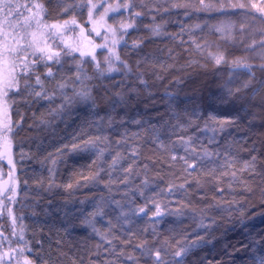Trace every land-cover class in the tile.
Masks as SVG:
<instances>
[{"label": "trees", "instance_id": "obj_1", "mask_svg": "<svg viewBox=\"0 0 264 264\" xmlns=\"http://www.w3.org/2000/svg\"><path fill=\"white\" fill-rule=\"evenodd\" d=\"M38 2L45 6L48 24H63L74 16L80 25L91 28L87 0ZM143 2L149 7L116 46L120 60L131 71L114 61L118 70L107 72L106 49L96 50L103 75L91 57H80L78 52L64 55L62 51L60 64H51L53 77L45 75L42 64L37 65L46 92L52 94L59 83L67 82L64 91L71 95L74 88L81 87L76 70L83 60V71L91 77L84 86L91 90L94 103H78L70 111L53 115L51 111L62 103L58 92L53 100L39 99L24 92L22 84L21 93H10L15 97L11 118L19 122L12 134L14 174L19 184L15 203L7 202V206L16 217L17 235H12L13 221L8 222V211L2 205L0 233L9 237L12 247H25L24 255L32 264H104L116 259L109 253L113 247L135 256L138 264H154V257L141 256L135 247L145 242L172 262L176 249L196 241L178 258L181 264H254L264 255V89L253 98L252 87L242 88L246 74L238 72L229 79L230 63L217 67L208 55L223 52L229 62L239 58L258 66L262 62L259 55L247 45L261 38L264 19H252L242 9L198 11L199 0H181L188 3L187 8L171 7L172 0ZM165 5L168 11H164ZM157 6L160 10L154 11ZM136 8L141 10L140 0ZM117 15L111 14L109 22L115 23L112 17ZM221 23L234 25L231 36L221 38L214 31ZM155 26L161 27V35L152 34ZM76 33L79 28L75 33L65 32L63 39L73 43ZM92 37L102 42L94 33ZM192 40L203 46L202 52ZM49 43L56 50L63 49L61 39ZM134 43L139 46L133 47ZM256 77L264 80V72L257 70ZM29 83L40 90L34 77ZM237 87L242 90L230 96L228 89ZM253 87L259 85L253 82ZM209 116L234 119L235 123L222 133L204 130ZM90 135L109 138L102 160L97 159V150L72 148ZM189 136L202 157L195 171L188 170L190 176L179 159L194 158L179 141V137ZM134 149L136 156L132 155ZM205 149L210 156H204ZM117 152L122 159L110 168ZM172 155L177 156L175 161ZM253 156L255 171L244 170ZM130 164L133 171L127 173L124 169ZM7 170L0 164L2 174ZM222 172L229 175L222 176ZM232 172H236L235 178ZM125 178L127 183H122ZM170 184L176 187L168 192ZM149 198L162 208L167 206L170 214L153 217ZM115 201L120 202L119 207ZM139 207H146V213L134 211ZM99 209L102 215H91ZM93 225L112 244L101 239ZM21 226L24 240L19 243ZM7 247L0 238V251ZM117 264L134 262L121 257Z\"/></svg>", "mask_w": 264, "mask_h": 264}, {"label": "snow or ice", "instance_id": "obj_2", "mask_svg": "<svg viewBox=\"0 0 264 264\" xmlns=\"http://www.w3.org/2000/svg\"><path fill=\"white\" fill-rule=\"evenodd\" d=\"M137 0H87V16L88 23L91 28L88 29L85 26L80 25L75 17L71 20H65L63 24L53 23L48 24L45 22V6L43 3L38 2V0H32V2L21 3L20 0H0V160L6 162L7 173L0 174V205L4 206L8 211L9 215L13 221L12 235L16 236L15 221L16 217L12 216V209L7 206V202L15 203V197L17 195V186L19 184L18 178L15 176L16 161L13 157V130L19 127V122H13L11 118V104L14 102L15 97L10 96V93H21V85L23 84V91L28 92L29 95H33L36 98L44 100H53L56 93L62 99V103L51 111L53 115H60L65 111H70L71 108L78 103L92 102L91 90L84 86V82L91 79V77L83 71L82 65L83 60L78 61L76 70V80L80 82V89H73L71 95L64 91L68 87L67 82H62L57 85V89L52 94L46 92L43 88L44 81L38 74L37 65H43L46 69L45 75L47 77H53V71L51 64H60L61 52L64 55H72L78 52L80 57H91V60L95 62V66L100 75L104 72L100 71V61L97 59L96 50L106 49V53H103L105 57V63L107 64V72H112L118 70L115 67L114 61L119 62L123 65L124 69L131 71L128 65L120 60V56L116 52V46L123 40L124 36L128 34L129 29L136 27L137 19L143 15V9L149 6L140 0L141 10L136 8ZM68 7H73L69 5ZM171 7L173 8H187L188 3L181 2V0H172ZM226 8L232 9H242L246 15H250L252 19H264V0H247V2L234 3L233 0H228L227 3L222 2V0H199L198 11L211 12L213 10L223 12ZM150 11L153 9L149 8ZM160 7L157 6L154 11H159ZM167 5L164 7V11H168ZM64 11H68V8H64ZM27 13V15H25ZM118 14L112 19L115 23H110L109 18L111 14ZM127 17L121 19V17ZM15 18V19H14ZM23 19V24L21 25L20 19ZM73 25L75 27H70ZM197 27H200L197 25ZM234 25L223 24L214 26V31L221 34V38L226 35H232V29ZM79 28V33H76V39L73 43L68 42L63 39L65 32L75 33V29ZM245 25L242 23L240 25L241 32L244 31ZM49 29L53 31H49ZM152 34L161 35V27L155 26L152 28ZM92 33H95L96 37H100L102 42H95L92 37ZM56 39H61L63 43V49L56 50L52 47V43H55ZM207 43V42H205ZM192 44L195 46L197 51L202 52L203 46L196 40H192ZM139 45L134 43L133 47H138ZM247 47L261 59V63L253 65L249 63L246 59H234L232 61H227L226 56L223 52H218L213 54L209 52L208 55L214 61V64L219 67L222 63H230L231 72L229 79L238 72H243L247 75V80L243 83L242 88L248 89L252 87L253 98L259 95L260 91L264 89V80H259L256 77V71L259 70L264 72V30L261 32V38L259 40H252ZM34 77L35 84L40 86V90L32 88L29 83ZM140 83L143 84L145 81L138 77ZM253 82L259 85V87H253ZM241 87L228 89V94L235 95L242 90ZM31 89V91H29ZM98 123V122H97ZM235 123L234 119H220L218 117L209 116L208 120L204 123V130H211L213 132H224L226 126ZM99 130V129H98ZM83 134V131H82ZM159 138L157 137V140ZM109 138L104 135L89 136L84 139L81 144L73 143L72 148L78 149H94L97 150V159L102 160L104 154L107 151ZM179 141L185 152L193 154L194 158L190 161L187 157L181 156L179 159L183 160L186 167L184 171L188 175H192V172L188 170L191 169L195 171L198 167V161L202 159L197 152V148L193 146V138L189 136L187 139L184 137H179ZM119 143V142H118ZM100 144H104L105 147H99ZM67 147V146H66ZM132 155L136 156L137 151L134 149ZM208 151L204 150V156H210ZM122 159L119 152L111 159L109 165L110 168L117 166L119 161ZM171 159L175 161L177 159L176 155H172ZM255 160L256 157L253 156L251 161L244 164V170L255 171ZM52 163L55 164L56 160L53 159ZM147 168V165H145ZM125 172L131 173L133 171V166L130 164L124 169ZM99 173H97L98 175ZM222 176L229 175L228 172H222ZM231 176L236 177V172H232ZM216 179V177H213ZM122 183H127V178H125ZM187 182V181H185ZM25 183H27L25 181ZM149 181L145 179L143 181L144 185H147ZM199 184L200 181L197 180ZM52 185L50 184L49 187ZM67 187L71 188L72 185L69 184ZM176 187L174 184H170L167 188L168 192ZM180 188L184 187V184L179 185ZM222 190V189H221ZM141 196L144 195L143 192L140 193ZM151 202L154 205V211L152 212L153 217H160L167 213V206L162 208L161 203L157 202L154 198ZM116 205L119 207L120 202L115 201ZM139 213H146V207H139L134 210ZM103 210L99 209L93 212L91 215H102ZM170 214V213H167ZM122 215H127V213H122ZM203 223V222H201ZM93 231L100 235L101 239L107 240L108 244H112V239H108L105 233H100L98 229L93 225ZM0 238L8 243V247L4 251H0V264H32V261L24 255L25 247H12L9 237H4L3 233H0ZM20 241L24 240L23 236V226H21L20 233L18 235ZM115 238V237H113ZM130 241H123L122 243H129ZM27 242H25L26 245ZM167 243V242H165ZM179 243V241L177 242ZM196 244V241H192L190 244H185L183 247L176 249L172 255L175 258L172 262L168 261L165 257H162L161 250L159 248L147 247L146 242L138 244L135 247L140 249L141 256L154 257V264H181L178 258H181L187 254L190 248ZM31 251V249H27ZM110 255L116 257V259H108L104 261V264H117L119 258L123 257L124 260H131L134 264H138L137 258L130 253H126L124 249H117L115 247L109 250ZM98 264V262H97ZM254 264H264V255L258 258Z\"/></svg>", "mask_w": 264, "mask_h": 264}, {"label": "rangeland", "instance_id": "obj_3", "mask_svg": "<svg viewBox=\"0 0 264 264\" xmlns=\"http://www.w3.org/2000/svg\"><path fill=\"white\" fill-rule=\"evenodd\" d=\"M20 23H21V25L23 24V19H21ZM94 34H95V33H94ZM262 135H263V134H262ZM263 139H264V136H263ZM13 157H14V159H15V161H16V158H15V155H14V146H13ZM2 163H3V166L7 167V165L5 164L6 162L3 161V160H0V164H2ZM0 174H2L1 171H0ZM7 218H8V222L11 224V222H12V218H11V216L9 215V213H8V215H7ZM19 233H20V229H19ZM19 233H18V235H19ZM18 241H19V243H21V241L19 240V238H18ZM22 242H23V241H22Z\"/></svg>", "mask_w": 264, "mask_h": 264}]
</instances>
